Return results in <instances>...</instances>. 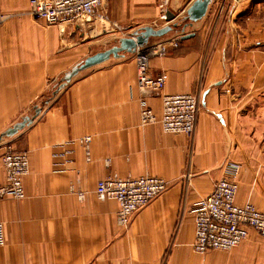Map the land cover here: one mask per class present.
Wrapping results in <instances>:
<instances>
[{
	"label": "crops",
	"instance_id": "obj_1",
	"mask_svg": "<svg viewBox=\"0 0 264 264\" xmlns=\"http://www.w3.org/2000/svg\"><path fill=\"white\" fill-rule=\"evenodd\" d=\"M142 2L151 4L106 0L105 9L112 20L119 11L121 22L129 21ZM27 3L0 0L2 14L10 15L0 23V133L32 116L64 72L97 52L88 34L96 20L49 25L28 14ZM228 5L213 0L184 33L160 39L176 47L149 60L152 73L166 76L163 93L199 96L192 136L164 133L158 123L140 126L130 54L80 72L30 125L0 141L29 160L25 197L0 199V264H264V236L252 229L229 251L192 248L193 204L228 164L239 165L236 203L264 211V6L254 0ZM184 34L192 35L180 40ZM146 99L159 114L160 95ZM83 136L90 137L88 161ZM109 171L157 176L169 185L124 229L116 223L117 202L95 195L96 182Z\"/></svg>",
	"mask_w": 264,
	"mask_h": 264
},
{
	"label": "built area",
	"instance_id": "obj_2",
	"mask_svg": "<svg viewBox=\"0 0 264 264\" xmlns=\"http://www.w3.org/2000/svg\"><path fill=\"white\" fill-rule=\"evenodd\" d=\"M106 0H28L27 13L42 19L49 25L65 26L84 22L93 18L99 22L111 24L104 8ZM7 16L0 14V18ZM177 46L174 40L161 41L150 45L148 49L137 51L136 63L137 88L141 94L139 100V124L145 126L158 123L164 133L192 136L196 123L199 96L191 93H163L166 76L154 74L150 70L148 57L164 55L168 46ZM159 94L161 110L159 114L148 105L149 94ZM86 157H89V136L79 139ZM4 170V181L0 184V199L11 197L23 199L25 192L22 180L29 173V160L26 152L16 151L6 145L0 156ZM110 159H105L107 168ZM239 165L230 163L225 175L217 180L211 192L197 200L191 209L194 216L193 251L204 254L209 250L229 251L239 245L249 232L254 230L264 236V211L250 202L237 204V177ZM169 183L163 178L151 175L120 177L109 171L96 182L95 195L100 201L115 200L118 204L116 223L127 228L131 216L162 194ZM82 197V193L78 194ZM5 244L4 224L0 222V247Z\"/></svg>",
	"mask_w": 264,
	"mask_h": 264
},
{
	"label": "water",
	"instance_id": "obj_3",
	"mask_svg": "<svg viewBox=\"0 0 264 264\" xmlns=\"http://www.w3.org/2000/svg\"><path fill=\"white\" fill-rule=\"evenodd\" d=\"M212 1L213 0H193L185 9V14L182 17V21H184L183 23L178 24L175 22L172 24H166L160 28L142 26L134 30L130 36L119 38L117 43L110 48L97 51L76 63L68 71L64 72L61 78L53 85L50 96L43 98L40 100L39 104L33 106L32 116H22L20 120L16 121L0 133V141L4 138L15 136L19 131L30 125L41 113L43 107L49 104L53 97L56 96V94L80 72L112 59H118L125 57L126 55L134 54L139 51L140 48L147 46L151 39H161L168 34L177 32L184 33L187 27L205 16ZM174 17L175 15L170 11L167 10L165 12L166 21H171ZM190 35L192 34L181 35L179 36V39L188 38Z\"/></svg>",
	"mask_w": 264,
	"mask_h": 264
},
{
	"label": "rangeland",
	"instance_id": "obj_4",
	"mask_svg": "<svg viewBox=\"0 0 264 264\" xmlns=\"http://www.w3.org/2000/svg\"><path fill=\"white\" fill-rule=\"evenodd\" d=\"M192 1L193 0H151L150 2L151 4L142 2L132 7V13H133L132 19L129 21H122V22L120 19L122 15L121 12L119 11L114 12L115 15L112 20L109 16V12L106 11L111 24H107L106 22L104 23V22L94 21L96 23H93L92 26L88 25L89 27H92L90 30L88 29H84V30H88V34L90 35V37H92V41L95 43V50L102 51L104 49H108L111 46L115 45L119 38L129 36L134 30L142 26H151L153 28H160L166 24H172L175 22H177L178 24L183 23L184 21H182V17L185 14V9ZM227 2L229 4L228 6H231V4H236L237 0H227ZM254 3H256L257 6H260V8L264 6V0H254ZM105 4L106 2L104 3V8H105ZM156 4L159 5L158 8L159 12L157 13V15H156ZM167 10L175 15L174 19H172L171 21H166L165 19V12ZM1 11L2 10L0 8V14H2ZM2 15L7 16V18L10 17V15L7 14H2ZM7 18L4 19L3 17H1L0 23L6 20ZM168 36L170 35L168 34L165 37ZM161 41L162 40L160 39H151L148 45L145 46L144 48H140L139 51L144 50L145 48L148 49V47L152 45V43L155 44ZM166 41H170V40H166ZM135 54L136 53L132 54V56H134ZM153 56L150 55L148 57V62L150 58ZM6 145L11 146L16 151L24 152L22 150H19L18 148L16 149L14 145L12 146L11 144H4L3 146L0 145V156L3 152L4 146ZM0 166L3 170L1 162H0ZM2 181H4V170H3ZM2 183L3 182H1L0 184Z\"/></svg>",
	"mask_w": 264,
	"mask_h": 264
},
{
	"label": "bare ground",
	"instance_id": "obj_5",
	"mask_svg": "<svg viewBox=\"0 0 264 264\" xmlns=\"http://www.w3.org/2000/svg\"><path fill=\"white\" fill-rule=\"evenodd\" d=\"M130 36V35H129Z\"/></svg>",
	"mask_w": 264,
	"mask_h": 264
}]
</instances>
